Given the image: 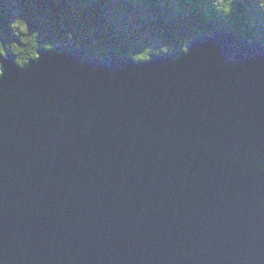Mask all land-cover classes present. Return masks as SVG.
I'll use <instances>...</instances> for the list:
<instances>
[{"label":"water","instance_id":"95a60500","mask_svg":"<svg viewBox=\"0 0 264 264\" xmlns=\"http://www.w3.org/2000/svg\"><path fill=\"white\" fill-rule=\"evenodd\" d=\"M39 54L0 80L2 264H264V43Z\"/></svg>","mask_w":264,"mask_h":264},{"label":"trees","instance_id":"16d2710c","mask_svg":"<svg viewBox=\"0 0 264 264\" xmlns=\"http://www.w3.org/2000/svg\"><path fill=\"white\" fill-rule=\"evenodd\" d=\"M173 1L174 5L168 0H3L0 3V37L12 39L8 24L20 16L28 21L32 30L40 31L41 45L53 42L56 46L86 47L101 59L108 55V49L128 56L130 52L151 46L155 39L159 46L172 47L174 54L179 52V45L184 41L189 43L194 37L221 29L264 43V15L257 13L251 0H237L228 26L215 16L206 0ZM142 8L147 21L140 16ZM122 16L132 17L138 27L143 20L146 25L151 22L154 35L136 41L120 25ZM68 31L76 37L72 42H66Z\"/></svg>","mask_w":264,"mask_h":264},{"label":"clouds","instance_id":"9594fccd","mask_svg":"<svg viewBox=\"0 0 264 264\" xmlns=\"http://www.w3.org/2000/svg\"><path fill=\"white\" fill-rule=\"evenodd\" d=\"M0 3H3V0H0ZM206 3L214 11L215 16L222 20L224 26L230 25L237 0H206ZM251 4L259 15H264V0H251ZM8 31L11 33L12 39L0 37V80L4 78V61L8 59L9 53L14 57V63L20 69H24L32 62L40 60L39 49L41 46L48 51L56 47L53 42H45L41 45L40 31L32 30L28 21L20 16L11 20L8 24ZM65 36L66 42H72L76 39L71 31L66 32ZM188 46V41L181 43L179 45L180 53L187 55ZM172 53L173 48L167 44H162L159 47L144 46L141 50L130 52L128 58L133 63H149L152 57L167 56Z\"/></svg>","mask_w":264,"mask_h":264},{"label":"rangeland","instance_id":"374dc122","mask_svg":"<svg viewBox=\"0 0 264 264\" xmlns=\"http://www.w3.org/2000/svg\"><path fill=\"white\" fill-rule=\"evenodd\" d=\"M168 1L169 2H172V4L174 5V1L173 0H168ZM139 7H141V5H139ZM140 10L142 11L141 14H140V16L142 18H144L145 21H147L148 20V17H146V16L143 15V14H145V11L143 10V8L140 9ZM121 19L122 20H121L120 25L123 26L125 28V30L136 41H140V39L141 40H143V39H146L147 40V38H149V37L151 38L153 32H155V29H154L153 24L151 22H149V24L146 25L145 22H144V20H143L142 26L141 27H138L132 17L122 16ZM151 46L158 47L159 46V42L155 39V40H153Z\"/></svg>","mask_w":264,"mask_h":264}]
</instances>
